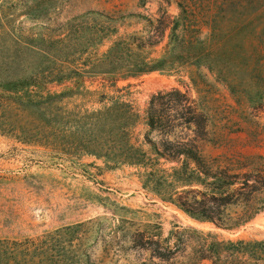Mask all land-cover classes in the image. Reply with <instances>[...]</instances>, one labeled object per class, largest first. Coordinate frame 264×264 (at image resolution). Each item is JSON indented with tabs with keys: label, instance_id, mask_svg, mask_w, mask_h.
I'll list each match as a JSON object with an SVG mask.
<instances>
[{
	"label": "trees",
	"instance_id": "1",
	"mask_svg": "<svg viewBox=\"0 0 264 264\" xmlns=\"http://www.w3.org/2000/svg\"><path fill=\"white\" fill-rule=\"evenodd\" d=\"M177 5L181 12L176 16L163 12L147 19L146 33L119 34L109 24L119 17L97 10L71 16L39 37L0 29V134L42 148L52 159L91 155L111 167H138L141 175L151 178L163 201L194 219L230 229L264 208V155H246L243 161L204 156L207 145L235 155L232 131L211 127L204 107L177 88L150 96L145 108L147 129L142 139L135 140L139 113L133 103L85 84L100 79L102 87L113 88L120 79L187 66L205 65L213 71L219 59L206 48L209 38L201 36L202 25L185 14L187 5ZM89 19L95 23L84 35L78 28ZM166 30L168 40L157 53ZM105 38H110L109 44L100 50ZM82 40L93 44L82 46ZM64 82L72 85L61 91L51 89ZM233 84L230 79L228 85ZM76 98L94 99L87 106ZM224 136L228 138L222 143ZM161 159L175 165L165 167ZM196 182L201 189L190 188ZM96 232L88 219L22 239L0 237V264H98L111 242ZM128 233L131 246L152 257L166 261L176 253L168 238L161 240L157 232L136 226ZM97 240L103 244L99 257L94 252ZM199 252V259L228 253L259 259L264 241L212 240L206 251Z\"/></svg>",
	"mask_w": 264,
	"mask_h": 264
},
{
	"label": "rangeland",
	"instance_id": "2",
	"mask_svg": "<svg viewBox=\"0 0 264 264\" xmlns=\"http://www.w3.org/2000/svg\"><path fill=\"white\" fill-rule=\"evenodd\" d=\"M177 3L187 5L185 14L196 17L202 25L201 36L209 38L206 48L219 59L213 71L205 65L187 66L120 79L113 88L102 87L100 79L85 84L133 103L139 113L133 130L135 140L142 139L147 129L145 108L150 96L177 88L204 107L211 127L232 131L229 137L235 155L207 145L204 156L243 161L246 155H264V0H0V29L39 37L71 16L97 10L119 17L109 22L119 34L146 33L147 19L163 12L178 15L181 9ZM131 13L140 17L129 16ZM94 23L89 19L78 29L88 34ZM104 29L108 33V28ZM167 33L156 46L157 53L168 40ZM3 39L8 40V36ZM109 39L102 41L100 50L106 49ZM92 44L89 40L81 42L82 46ZM230 79L232 86L228 85ZM68 85L72 83L52 85L51 89L61 91ZM93 99L75 100L91 106ZM161 162L165 167L175 165L163 159ZM151 181L135 166L111 167L91 155L52 159L42 148L0 134V237L22 239L91 219L95 235L103 233L111 242L107 256H101L98 264H264V253L259 259L242 253L199 259V250L206 251L212 240L264 241V208L237 227H217L163 201ZM190 188L201 189L202 185L196 182ZM136 226L159 233L161 240L168 238L167 243L176 251L174 257L162 261L148 251L133 248L128 231ZM102 248L97 240L96 256L101 255Z\"/></svg>",
	"mask_w": 264,
	"mask_h": 264
}]
</instances>
